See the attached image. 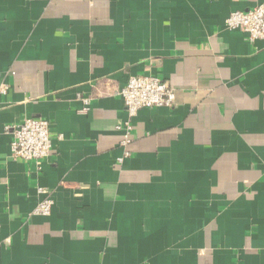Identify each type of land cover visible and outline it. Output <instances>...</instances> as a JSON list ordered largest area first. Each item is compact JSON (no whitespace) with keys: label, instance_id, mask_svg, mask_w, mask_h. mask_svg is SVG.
Returning a JSON list of instances; mask_svg holds the SVG:
<instances>
[{"label":"crops","instance_id":"crops-1","mask_svg":"<svg viewBox=\"0 0 264 264\" xmlns=\"http://www.w3.org/2000/svg\"><path fill=\"white\" fill-rule=\"evenodd\" d=\"M256 3L0 0V264H264V40L226 26ZM141 74L175 105L131 117ZM34 116L40 170L11 155Z\"/></svg>","mask_w":264,"mask_h":264},{"label":"built area","instance_id":"built-area-1","mask_svg":"<svg viewBox=\"0 0 264 264\" xmlns=\"http://www.w3.org/2000/svg\"><path fill=\"white\" fill-rule=\"evenodd\" d=\"M229 29H240L247 33L250 42L264 40V0H257L255 6L248 10H236L226 20ZM8 91L6 84L0 85V94ZM129 115L132 117L142 108L173 107L175 105V89L166 80L151 74L131 76L121 90ZM83 111H88L90 99L83 98ZM125 128L127 135L122 141L123 145L130 142L129 134L132 125L128 122L119 125ZM11 155L14 159H21L35 163L41 169L43 162L50 156L52 138L50 122L42 117H26L21 123L12 125ZM127 152L125 156H127ZM123 160V157L120 158ZM38 192L44 197L40 200L34 213L49 215L53 208V199L49 191L39 187Z\"/></svg>","mask_w":264,"mask_h":264}]
</instances>
